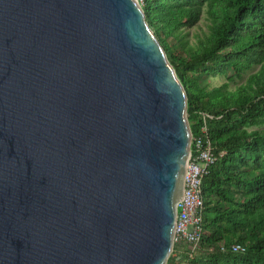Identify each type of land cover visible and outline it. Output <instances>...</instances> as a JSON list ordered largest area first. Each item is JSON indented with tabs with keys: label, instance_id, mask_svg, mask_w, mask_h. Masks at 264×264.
<instances>
[{
	"label": "water",
	"instance_id": "obj_1",
	"mask_svg": "<svg viewBox=\"0 0 264 264\" xmlns=\"http://www.w3.org/2000/svg\"><path fill=\"white\" fill-rule=\"evenodd\" d=\"M191 138L136 0H0V264H167Z\"/></svg>",
	"mask_w": 264,
	"mask_h": 264
},
{
	"label": "trees",
	"instance_id": "obj_2",
	"mask_svg": "<svg viewBox=\"0 0 264 264\" xmlns=\"http://www.w3.org/2000/svg\"><path fill=\"white\" fill-rule=\"evenodd\" d=\"M142 8L185 88L192 135L216 157L200 181L199 239L190 249L175 243L167 264H264V0H144ZM203 16L208 32L191 42ZM216 75L227 81L202 84Z\"/></svg>",
	"mask_w": 264,
	"mask_h": 264
},
{
	"label": "built area",
	"instance_id": "obj_3",
	"mask_svg": "<svg viewBox=\"0 0 264 264\" xmlns=\"http://www.w3.org/2000/svg\"><path fill=\"white\" fill-rule=\"evenodd\" d=\"M143 4L144 0H136ZM216 161L208 143L203 141L202 136L191 138V151L187 160L184 180V190L177 204V218L175 222L174 245L192 244L198 241L200 231V207L202 198L200 194V181L207 169ZM221 250H224L221 247ZM231 251H243L241 244H233Z\"/></svg>",
	"mask_w": 264,
	"mask_h": 264
},
{
	"label": "rangeland",
	"instance_id": "obj_4",
	"mask_svg": "<svg viewBox=\"0 0 264 264\" xmlns=\"http://www.w3.org/2000/svg\"><path fill=\"white\" fill-rule=\"evenodd\" d=\"M207 24H208V21L203 16L200 19V21L192 29H190L189 40L191 42H194L195 41V35H197L199 37H203V35L208 32ZM249 73L250 72L243 74L241 78L233 77V80L230 81V87L234 88V87L244 83L246 81ZM228 75L231 76L232 72H229ZM225 81H227L226 77L220 76V75L201 77L202 84L206 83V84H209L210 86H217V85L224 83ZM180 246H185V244H181ZM185 248L190 249V246H185Z\"/></svg>",
	"mask_w": 264,
	"mask_h": 264
}]
</instances>
